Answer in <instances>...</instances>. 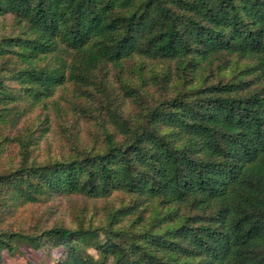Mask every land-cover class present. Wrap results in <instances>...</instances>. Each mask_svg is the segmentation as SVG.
<instances>
[{"label":"trees","instance_id":"trees-1","mask_svg":"<svg viewBox=\"0 0 264 264\" xmlns=\"http://www.w3.org/2000/svg\"><path fill=\"white\" fill-rule=\"evenodd\" d=\"M95 89L102 138L32 159L34 133L80 124ZM20 122L0 225L49 195L131 202L94 227L0 228V255L25 242L62 246L58 264H264V0H0V148Z\"/></svg>","mask_w":264,"mask_h":264},{"label":"rangeland","instance_id":"rangeland-1","mask_svg":"<svg viewBox=\"0 0 264 264\" xmlns=\"http://www.w3.org/2000/svg\"><path fill=\"white\" fill-rule=\"evenodd\" d=\"M154 68L156 72L163 69L161 66H155ZM139 71L138 65H136L131 71L118 75L121 76L124 83L133 85L140 82ZM142 73L147 76L151 74V71L147 68L143 69ZM113 80V86L117 89L116 92L119 94L118 98L121 101L125 90L121 89L118 76H115ZM100 92L101 89H98V91L95 89L94 98L91 96L87 100L82 99V106L88 110L87 115L82 117L80 124H77L75 117H69L65 122L66 133L61 128L59 129L58 126H54L50 132H35L34 136L37 138V143L30 146L32 150L30 153L31 158L37 162H42L49 158H60L67 155L70 151L69 135L78 134L80 142L87 144H93L96 140L101 139L104 127L100 121L103 117L96 109L100 108L102 102L105 101V95ZM125 97V109L134 110L135 103H133V100L127 95ZM40 111L38 109L33 112L32 116H36ZM36 124L35 122L30 127L36 129ZM24 127L25 123L20 122L10 130L5 131V134L8 135V140H5L0 148V171L10 169L20 162V146L14 136L22 131ZM56 196L55 194L43 197L33 204L17 203L14 213L7 217L4 223L0 225V228L39 231L42 227L52 225H65L72 228L94 227L105 223L106 212L108 211L105 208L109 206L110 200L114 202L113 207L127 205L131 202L129 198L126 201H121L123 195L120 193L106 200L99 199L98 201H92L76 194ZM153 208L152 212L150 207V212L146 213L148 216L150 214L153 215ZM88 251L96 256V251L93 248H89ZM63 252L64 248L62 246L34 248L25 242H20L13 254L6 250L1 252L0 264H58Z\"/></svg>","mask_w":264,"mask_h":264}]
</instances>
